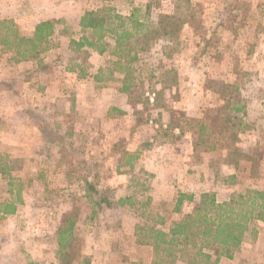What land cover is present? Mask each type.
<instances>
[{"label":"rangeland","instance_id":"374dc122","mask_svg":"<svg viewBox=\"0 0 264 264\" xmlns=\"http://www.w3.org/2000/svg\"><path fill=\"white\" fill-rule=\"evenodd\" d=\"M108 8L124 17L137 11L140 20L155 23L161 15L175 17V34L158 37L134 65L133 113L122 124L136 127L132 134H142L140 149L147 151L145 132L137 127L157 117V109L168 112L170 124L158 141L171 144L159 152L170 157L159 159L160 171L149 166L158 173L129 160L140 152H125V141L114 144L110 122L102 121L104 109L98 107L95 123L88 111L92 94L101 92L102 98L108 84L124 85V78L109 72L116 60L112 38L101 57L71 42L83 35L85 12ZM46 21H56L59 34L41 46L38 59L17 62L30 48L19 46L18 38H32ZM101 65L107 68L97 73ZM188 119L208 123L217 150L204 151L207 144L193 149L197 127ZM171 123L183 125L185 135L176 138L170 131L166 137ZM70 132L67 143L59 144L56 136ZM177 146L190 156L181 172L172 163H178ZM127 161L135 168L117 174ZM88 174L115 200L133 196L137 204L99 210L86 197L82 179ZM248 189L264 191V0H0V210L17 204L14 215L0 214V264H62L59 229L71 220L72 264H163V255L136 243L137 227L163 217L167 222L158 227L169 230L173 213L180 221L203 193H214L221 203ZM180 194L193 197L181 213L175 211ZM148 197L151 204L144 208ZM246 233V256L238 249L234 259L221 257L218 264H264V222L253 221Z\"/></svg>","mask_w":264,"mask_h":264},{"label":"trees","instance_id":"16d2710c","mask_svg":"<svg viewBox=\"0 0 264 264\" xmlns=\"http://www.w3.org/2000/svg\"><path fill=\"white\" fill-rule=\"evenodd\" d=\"M174 19V16L161 15L155 23L146 17L144 20H140L137 17V11L129 17L118 14L113 8L87 11L83 14L79 23L83 33L81 39H73L71 42L77 46L78 50L85 47L103 54L111 46L107 38H112L114 42L112 55L116 58L114 71L124 75L123 90L130 92L134 81V65L141 62L142 54L151 50L158 37L173 36L175 34L177 24H174ZM56 23V21L41 22L36 26L32 38L19 37L18 45L21 46L25 43L30 48L20 53L21 58L17 62L38 59L40 52H42L40 50L41 46L54 35ZM88 33H90L89 36L86 35ZM5 43L7 44V41ZM26 53L29 55H26ZM23 111L34 115V113L29 112V109L24 108ZM235 111L238 112L240 109L237 108ZM188 120L187 125L191 127L195 124L197 127V140L193 143V149L197 150L200 145L207 144L204 151L217 150V144L210 143V138H208L211 134L208 123H205L202 119L197 121ZM176 129L179 130V135L172 133V136L181 138L185 135L183 125L174 126L171 123L166 137L168 132H175ZM50 132L56 134L52 130ZM66 134L72 135L71 132L63 135L57 134L56 138L61 142L59 144L67 143ZM130 159L136 160V156ZM130 163V161L126 162L127 165ZM82 182L84 183L86 197L95 200L94 205L99 210L103 209V206L113 208L114 203L125 209L134 208L137 204L133 196L121 197L115 200L108 190L100 189L90 179L89 174L82 179ZM145 191H148V188ZM17 197L18 203L21 204L23 201L19 191ZM151 200L148 197L141 206L144 208L149 207ZM185 200L192 201L193 197L180 194L175 206L176 212H180ZM16 211L17 204L11 202L4 205L2 211L0 210V214L2 216L14 215ZM142 216H145V214H142ZM256 220L264 222V191L248 189L246 193L234 195L230 200L221 203L217 202L214 193H203L199 204L194 210L185 214L169 230L158 227L165 224L163 217H158L154 221V225L146 223L137 227L136 243L151 246L158 258L163 255V264L165 260V264H175L183 258L188 259V264H218L221 257L233 258L234 252L242 245L250 224ZM74 226L75 221L71 220L59 229V259L62 264H72L74 260V253L71 251V234Z\"/></svg>","mask_w":264,"mask_h":264},{"label":"crops","instance_id":"0c3cea01","mask_svg":"<svg viewBox=\"0 0 264 264\" xmlns=\"http://www.w3.org/2000/svg\"><path fill=\"white\" fill-rule=\"evenodd\" d=\"M48 19H49V17H48ZM79 26H80V24H79ZM55 32H56V34H59V27L56 26ZM89 51L92 52L91 54L93 56H98V57L100 56L101 57L100 54L94 53L90 49H89ZM114 62L115 61H112V68H109V72L112 74V78H114V79L120 78L119 80H122L124 78V76L121 73L114 71ZM101 66L102 67H97V73L100 72V70H102V68H104V69L107 68V67H104L103 65H101ZM90 69H92V71H93L94 67L92 66ZM118 75H119V77H117ZM86 76L88 79H90V77H92V79H95V81H96L97 77H96V75H94V73H88V74H86ZM113 84H114V82H112V87L110 86V84H108L106 89L102 90L103 91L102 98H100L101 92H100V94H97V95L96 94L91 95L89 93V95H91V96H90V100H89L90 104L88 107V111H92L90 117H92L93 123H95L96 116L100 117V115H101L99 113L98 107L104 109L105 112L102 115L104 120H102V121L110 122V126L112 127V134L114 135V141H113L114 144H117L120 141H125L124 144L126 145V147L128 146L126 148L125 152L131 153V152L139 151L140 153L136 154L135 156H136V161L137 160L140 161V166H142L143 164H146V166H144L145 169L147 168L152 173H158V171H154V170L150 169L149 166H151L152 168H155V166H156L160 171L162 169V165H160L161 161L159 159H161L163 157H170L169 155L168 156L167 155L162 156V154H159V152L163 147H166V146L171 147L170 146L171 144L167 143L166 140H163L165 142L163 144L158 141L160 135L165 132V129L170 124L169 121H167V113L168 112L164 109H157L156 110L157 111V113H156L157 117H155V118L153 117L150 119L148 118L144 122V124H140L141 126L137 127V130H141V132H145L147 142H149V144H148L149 150L142 151V149H140V144H142V142H144L141 139L143 137L142 134H135V136H134V134H132V133L134 131H136L135 130L136 127H133V125H128V127L122 126L123 122L129 120L131 118L132 113H133L132 110L134 108V105L131 102H129V95H130L131 91L125 92L123 90V86H124L123 84L122 85H115V86ZM60 96L62 97V95H60ZM74 96H80V94L79 95L74 94ZM66 101H67L66 98L61 100V102H64V103H66ZM77 102L78 101L76 99L75 103L73 102V104L77 105ZM101 104H102V106H101ZM152 106L155 107V105H152ZM136 122H137V118L135 116V125H137ZM175 134L179 135L178 129L175 130ZM190 150L192 151L193 149L191 148ZM176 151L178 152V157H179L178 163L172 161V163L176 164V167H177V169L175 171H178V172L185 171L184 168H188L187 165L190 162L187 160V157H190V156L188 154H185L184 151H182V150L179 151L178 146L176 148ZM125 152H124V154H126ZM124 156L125 155H123L122 157H124ZM116 157L122 158L121 155H119V154H117ZM165 160L166 159H164V161ZM134 168H135L134 162H131L129 165L121 163V165L117 167L116 173L117 174L130 173L132 171V169H134ZM195 169L196 168H194V170ZM188 172H189V169H187L186 173H188ZM175 176H177V175H175ZM181 176H182V178L179 177V181H183V178H185V174L182 173ZM192 180L197 181V177L195 176V178ZM187 205H188L187 202H185L183 204L184 209ZM174 215L179 217L180 214L173 213L172 217L174 218V220H173L174 222L171 223L172 225L178 221V218L175 217ZM166 220L167 219H165V223L167 222ZM247 239H248V235L246 233L242 245L240 246L238 252L236 251L237 254L238 253L241 254L240 256H246L245 247L247 246ZM262 240H264V238ZM234 257H235V255L233 256L232 259H234ZM249 264H258V263H256L254 261V262L249 263Z\"/></svg>","mask_w":264,"mask_h":264}]
</instances>
